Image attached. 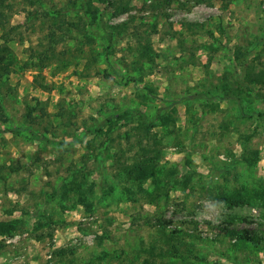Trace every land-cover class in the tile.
Returning <instances> with one entry per match:
<instances>
[{"label":"rangeland","instance_id":"1","mask_svg":"<svg viewBox=\"0 0 264 264\" xmlns=\"http://www.w3.org/2000/svg\"><path fill=\"white\" fill-rule=\"evenodd\" d=\"M0 18V264H264V0Z\"/></svg>","mask_w":264,"mask_h":264},{"label":"trees","instance_id":"2","mask_svg":"<svg viewBox=\"0 0 264 264\" xmlns=\"http://www.w3.org/2000/svg\"><path fill=\"white\" fill-rule=\"evenodd\" d=\"M3 24V21L1 20L0 18V25ZM5 54V48L4 47H0V71L1 72H7V67H8V62L4 63V60H3V55ZM241 89L243 90V92L247 95H251L252 92L242 83L240 82L239 83ZM140 118H143L141 115H140ZM97 130H94V132H96ZM88 133L87 132H82L79 134V136L74 140V142H71V143H65V142H61V141H52V140H48L46 138H43V137H40V136H37L36 134H34L33 132H30V135L31 137L34 139V140H38V141H43L45 142L46 144H52V145H56V146H62V145H73L74 143L76 142H82V140L84 139V137L87 135ZM101 157H102V153H100L98 156H97V159L98 161H101ZM253 240V239H252Z\"/></svg>","mask_w":264,"mask_h":264}]
</instances>
